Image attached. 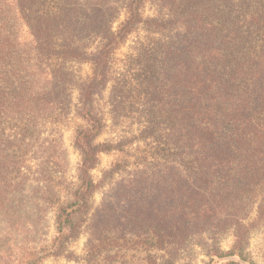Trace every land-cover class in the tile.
I'll use <instances>...</instances> for the list:
<instances>
[{"label":"rangeland","instance_id":"rangeland-1","mask_svg":"<svg viewBox=\"0 0 264 264\" xmlns=\"http://www.w3.org/2000/svg\"><path fill=\"white\" fill-rule=\"evenodd\" d=\"M132 2L48 0L41 10L59 29L39 66L31 55L39 81L27 90L38 95L33 117L0 114V264H228L238 241L246 264H264L260 200L251 194L203 211L204 201L184 184L183 156L167 143L183 124V70L173 53L183 50V17L214 16L215 0H144L142 21L107 57L106 79L87 90L104 34L121 32ZM70 9L78 24L72 32ZM27 35L22 28L19 36ZM70 41L83 55L60 53ZM50 97L52 110L44 101ZM87 103L101 122L92 144L103 149L89 172L94 190L74 216L76 232L59 247V209L77 199L81 185L76 138L89 127Z\"/></svg>","mask_w":264,"mask_h":264},{"label":"trees","instance_id":"trees-1","mask_svg":"<svg viewBox=\"0 0 264 264\" xmlns=\"http://www.w3.org/2000/svg\"><path fill=\"white\" fill-rule=\"evenodd\" d=\"M47 2L0 0V90L9 83L14 88L10 95L4 89L0 91V114L13 113L18 119L33 117L38 95L27 90L39 85L34 69L47 52L52 53L55 42L51 39L59 29L54 28L52 18L40 14ZM143 2L133 0L130 17L121 32L104 34L107 44L97 58L94 82L87 90L106 79L103 67L107 57L125 31L142 21ZM215 2L214 16L200 13L188 20L183 17V50L173 52L181 57L177 68L183 70V124L180 130L175 124L167 142L183 156L187 174L184 184L194 188L204 201L203 208L206 205L207 209L203 211H208L211 202L230 206L233 200H245L251 194L264 205V0ZM61 8L64 11L65 4ZM66 14L68 32L76 31V15L71 9ZM22 28L29 40L19 36ZM59 47L60 53L67 56H74V52L78 57L83 55L72 42ZM31 55L36 66L31 63ZM44 101L52 110V97ZM7 104L10 106L6 108ZM88 105L84 117L89 127L79 131L76 138L84 157L81 185L77 199L59 209L55 239L59 247L76 232L74 216L85 210V200L94 190L89 172L96 167L97 155L103 149L92 144L100 133L101 122ZM226 256L228 264L247 263L239 241Z\"/></svg>","mask_w":264,"mask_h":264}]
</instances>
